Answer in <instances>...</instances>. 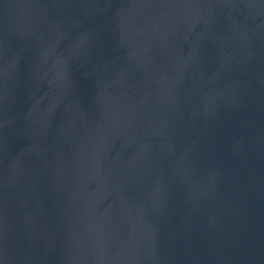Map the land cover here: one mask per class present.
Returning a JSON list of instances; mask_svg holds the SVG:
<instances>
[{
    "label": "water",
    "instance_id": "obj_1",
    "mask_svg": "<svg viewBox=\"0 0 264 264\" xmlns=\"http://www.w3.org/2000/svg\"><path fill=\"white\" fill-rule=\"evenodd\" d=\"M0 264H264V0H0Z\"/></svg>",
    "mask_w": 264,
    "mask_h": 264
}]
</instances>
